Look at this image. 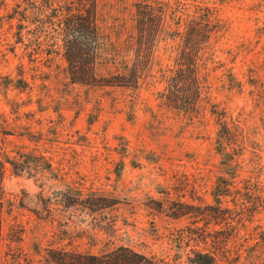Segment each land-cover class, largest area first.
<instances>
[{"label": "rangeland", "instance_id": "374dc122", "mask_svg": "<svg viewBox=\"0 0 264 264\" xmlns=\"http://www.w3.org/2000/svg\"><path fill=\"white\" fill-rule=\"evenodd\" d=\"M63 1L0 0V264L120 246L153 264L264 262V0H96L95 74L135 72L126 87L71 83ZM199 9L217 31L198 100L177 109L163 92L182 47H200Z\"/></svg>", "mask_w": 264, "mask_h": 264}, {"label": "trees", "instance_id": "16d2710c", "mask_svg": "<svg viewBox=\"0 0 264 264\" xmlns=\"http://www.w3.org/2000/svg\"><path fill=\"white\" fill-rule=\"evenodd\" d=\"M153 10L151 5H136V25L141 33L148 31L149 17ZM199 10L197 18L186 21V29L187 35H194L196 44L199 42L200 47L196 50L187 45L182 47L176 59V69L169 76L163 92L164 101L177 109H191L198 100L201 88L196 73V62L201 58L207 40L217 31L216 22L211 17L209 9ZM95 12L96 0H64L58 5L63 56L69 80L73 84L88 86L126 87L129 83L136 84L135 72L133 74L131 72L128 77L118 74L97 77L95 74L98 49ZM160 22L163 24L162 20ZM160 22H154L157 28L160 27ZM226 131V126L221 124L217 132L216 143L221 156H225L221 148L224 147ZM224 190L228 191L227 186H223L222 177H218L213 191ZM51 258L55 264H153L150 258L126 246H120L101 255L55 251ZM194 258L197 260L195 264H214L213 258L207 254L195 253Z\"/></svg>", "mask_w": 264, "mask_h": 264}]
</instances>
